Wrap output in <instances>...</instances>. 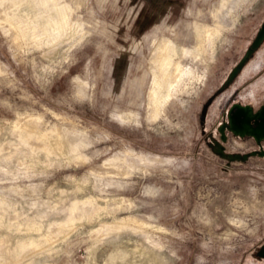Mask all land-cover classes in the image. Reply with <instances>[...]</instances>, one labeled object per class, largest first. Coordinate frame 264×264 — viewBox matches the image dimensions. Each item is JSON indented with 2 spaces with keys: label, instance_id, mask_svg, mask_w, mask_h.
<instances>
[{
  "label": "rangeland",
  "instance_id": "1",
  "mask_svg": "<svg viewBox=\"0 0 264 264\" xmlns=\"http://www.w3.org/2000/svg\"><path fill=\"white\" fill-rule=\"evenodd\" d=\"M263 19L264 0H0V264H264V139L227 128L264 98ZM162 38L181 71L161 61L150 118Z\"/></svg>",
  "mask_w": 264,
  "mask_h": 264
},
{
  "label": "bare ground",
  "instance_id": "2",
  "mask_svg": "<svg viewBox=\"0 0 264 264\" xmlns=\"http://www.w3.org/2000/svg\"><path fill=\"white\" fill-rule=\"evenodd\" d=\"M213 16L215 17V21H217L219 24H220V21H219V15L217 16L214 12H213ZM217 24V23H216ZM221 25V24H220ZM219 25V26H220ZM155 43V42H154ZM155 49H154V51H156V54H155V56H153L152 58H151V64H150V66L152 65V67L151 68H153V69H155L156 71V76L157 77H155V81H154V86H153V88L149 91V93H148V97H149V100H150V102H151V111H152V113H150L151 115H150V118H151V116L152 117H155L158 113H159V111H160V107H161V105H162V102H163V100L165 101V100H167V99H169V97L171 96V90L169 89L168 91H166L167 93H166V96H161L160 94H159V91H160V88L162 87V84L161 83H159L160 81H159V78L161 79L162 77L161 76H159V73L160 72H162V67L163 66H161V61H166L169 65H172L173 67V70H175V73L173 74V76H174V78L176 79L177 77H178V75H179V73H180V71H181V66L178 64V63H174V64H171L172 62L170 61V58H169V53L167 54V50H168V46H167V43H166V41L164 40V38H162L158 43H157V45L154 47ZM149 66V67H150ZM172 70V69H171ZM162 75V74H161ZM165 76V75H164ZM172 77V76H171ZM164 79V78H163ZM168 79H170V77H168ZM174 80V79H173ZM172 80V82H174ZM163 81V80H162ZM164 81H165V79H164ZM170 81V80H169ZM168 81V82H169ZM176 81V80H175ZM167 82V83H168ZM171 82V81H170ZM165 83V82H164ZM171 84L172 83H170V86H171ZM174 84V83H173ZM169 85V84H168ZM168 85H166V86H168ZM166 88V87H165ZM150 112V111H149ZM130 121V120H129ZM35 123V122H34ZM27 125V124H26ZM25 125V126H26ZM28 126H31V125H28ZM33 129V128H32ZM31 129V130H32ZM59 130V129H58ZM29 139V138H28ZM133 158V157H132ZM131 158V159H132ZM145 160L146 161H149V162H151V161H154V160H156L157 161V158L155 157V156H150V157H148V158H145ZM120 161V160H119ZM123 162H125L126 163V165H128V166H130V164L127 162V161H125V160H123ZM144 162V161H143ZM154 163V162H153ZM120 164V163H119ZM104 165H105V163H104ZM104 165H102V166H104ZM107 165V164H106ZM118 165V164H117ZM125 166V165H124ZM118 169H119V167H118ZM126 169V168H125ZM127 170V169H126ZM125 173H126V171H125ZM124 175V174H123ZM73 210V212H72V214H76L77 215V212H76V210H75V208H73L72 209ZM136 221V220H135ZM136 223V222H135ZM139 225V224H138ZM111 229V227H108V229L107 230H110ZM33 247H31V246H29V247H27V248H25L24 250H25V252L26 251H28V250H31Z\"/></svg>",
  "mask_w": 264,
  "mask_h": 264
},
{
  "label": "flooded vegetation",
  "instance_id": "3",
  "mask_svg": "<svg viewBox=\"0 0 264 264\" xmlns=\"http://www.w3.org/2000/svg\"><path fill=\"white\" fill-rule=\"evenodd\" d=\"M231 115L233 120L232 127L236 133H251V135H244L249 136L253 142L256 139H264V98L255 109L247 107L245 117L240 115V113L236 115L232 113Z\"/></svg>",
  "mask_w": 264,
  "mask_h": 264
},
{
  "label": "water",
  "instance_id": "4",
  "mask_svg": "<svg viewBox=\"0 0 264 264\" xmlns=\"http://www.w3.org/2000/svg\"><path fill=\"white\" fill-rule=\"evenodd\" d=\"M263 36H264V19L261 22V24L259 26V29H258V31H257V33H256V35H255V37H254V39H253V41L251 43V48H254L258 44V42H260V40L263 38ZM246 109H247V107H242V106H240L238 104H233V105L230 106V108L228 110V113H227V121H228L227 128L229 130H231L232 132L236 133L233 130V127H232L233 120H232V115L231 114L234 113L236 115L237 113L238 114L240 113V115H243L245 117L246 116ZM238 134H240V135H242V134H250L251 135V133H248V132H246V133H238ZM256 140H258V139H256ZM255 257H257L260 260H264V242L262 244H260L259 247L256 249Z\"/></svg>",
  "mask_w": 264,
  "mask_h": 264
}]
</instances>
